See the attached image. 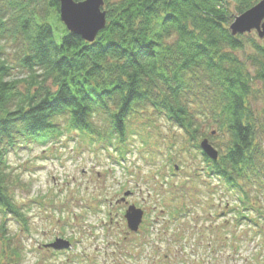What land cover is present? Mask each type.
<instances>
[{
  "label": "trees",
  "instance_id": "trees-1",
  "mask_svg": "<svg viewBox=\"0 0 264 264\" xmlns=\"http://www.w3.org/2000/svg\"><path fill=\"white\" fill-rule=\"evenodd\" d=\"M59 1L0 0V264H22L9 221L28 231L31 210L14 195L10 152L77 132L121 155L146 113L199 150L238 221L264 228V42L230 29L261 0H104L90 43L62 23Z\"/></svg>",
  "mask_w": 264,
  "mask_h": 264
},
{
  "label": "rangeland",
  "instance_id": "rangeland-1",
  "mask_svg": "<svg viewBox=\"0 0 264 264\" xmlns=\"http://www.w3.org/2000/svg\"><path fill=\"white\" fill-rule=\"evenodd\" d=\"M189 146L146 113L130 125L121 155L77 132L11 151L14 195L31 206L28 231L9 221L24 245L22 264H264V228L236 219L226 206L233 200ZM130 205L143 210L139 232L128 228ZM57 238L72 246L46 248Z\"/></svg>",
  "mask_w": 264,
  "mask_h": 264
},
{
  "label": "water",
  "instance_id": "water-1",
  "mask_svg": "<svg viewBox=\"0 0 264 264\" xmlns=\"http://www.w3.org/2000/svg\"><path fill=\"white\" fill-rule=\"evenodd\" d=\"M59 2L60 19L71 33L81 36L90 43L105 28L107 13L103 10L105 5L104 0H60ZM230 29L233 35L250 33L255 30L259 38L264 40V0H261L246 12L236 16L230 25ZM201 147L205 152L204 154L209 158L213 160L218 158V151L208 138L201 141ZM128 194L129 192L126 195ZM125 211V218L130 231H137L142 222L143 210L135 205H130ZM69 244V241L57 238L48 246L62 249L68 248Z\"/></svg>",
  "mask_w": 264,
  "mask_h": 264
}]
</instances>
